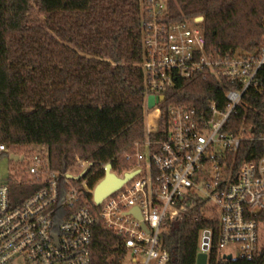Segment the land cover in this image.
Instances as JSON below:
<instances>
[{"label": "built area", "instance_id": "built-area-1", "mask_svg": "<svg viewBox=\"0 0 264 264\" xmlns=\"http://www.w3.org/2000/svg\"><path fill=\"white\" fill-rule=\"evenodd\" d=\"M142 11L144 57L139 68L148 123L144 140L125 154L130 168L111 170L120 179L133 177L98 205L94 192L102 180L90 186L88 161L79 159L72 169L59 173L50 168L47 152L32 148L17 154L1 144L0 158L7 156L13 164L0 180V264H92L97 220L120 237L126 252L123 264H169L161 241L167 222L198 208L206 219L218 222L223 260L231 256L230 261L264 264V150L251 151L255 160L236 158L246 142L262 143L264 149V133L231 121L246 93L264 94L259 82L264 48L214 57L206 52L200 17L174 19L168 0H143ZM200 75L231 84L226 108L216 103L202 110L174 106L160 124L166 94L178 82ZM12 155L19 161H12ZM14 181L38 190L16 196L11 190ZM86 194L93 196L97 212L85 204Z\"/></svg>", "mask_w": 264, "mask_h": 264}, {"label": "trees", "instance_id": "trees-1", "mask_svg": "<svg viewBox=\"0 0 264 264\" xmlns=\"http://www.w3.org/2000/svg\"><path fill=\"white\" fill-rule=\"evenodd\" d=\"M143 0H0V145L21 154L48 153L50 168L66 172L77 160L91 164L90 186L130 168L125 154L145 138ZM174 19L203 17L206 52L214 57L250 54L264 48V0H168ZM259 82L264 87V68ZM231 84L197 76L180 81L161 105L226 108ZM264 133V94L249 91L231 117ZM262 143H244L236 158L255 160ZM12 194L32 195L38 186L14 181ZM85 204L94 209L93 196ZM205 231L212 232L208 264H246L223 260L219 225L200 208L167 222L161 241L169 264H197ZM120 237L97 220L92 230V264H123Z\"/></svg>", "mask_w": 264, "mask_h": 264}, {"label": "water", "instance_id": "water-1", "mask_svg": "<svg viewBox=\"0 0 264 264\" xmlns=\"http://www.w3.org/2000/svg\"><path fill=\"white\" fill-rule=\"evenodd\" d=\"M198 20L201 22L203 21V18L200 17ZM160 100H163V98H160ZM149 105H153L152 99L149 100ZM12 161H19V158L15 155L11 156ZM112 165L108 164L105 168V178L99 183V185L96 187L94 192V202L96 204H101V202L104 200L105 197H107L109 194L120 188L127 180L131 179L133 177V174H127L125 175L124 179H120L115 174L111 172ZM209 236L210 233L206 231L204 233V239H203V247L202 251L198 254L197 257V264H208L209 263ZM231 259V256L228 257V260Z\"/></svg>", "mask_w": 264, "mask_h": 264}, {"label": "rangeland", "instance_id": "rangeland-1", "mask_svg": "<svg viewBox=\"0 0 264 264\" xmlns=\"http://www.w3.org/2000/svg\"><path fill=\"white\" fill-rule=\"evenodd\" d=\"M146 107V105H145ZM145 123H148V120L145 121ZM36 153L41 152L42 154H44L43 152H46V150L44 148H37L35 149ZM13 163L10 162V160L8 159V157H1L0 158V180L4 179V177L7 176V174H9V169H10V165H12ZM17 168L20 167H24L26 165H14Z\"/></svg>", "mask_w": 264, "mask_h": 264}]
</instances>
